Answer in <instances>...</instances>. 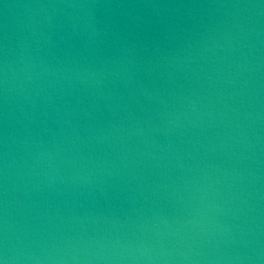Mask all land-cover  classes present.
I'll list each match as a JSON object with an SVG mask.
<instances>
[{"label":"water","instance_id":"water-1","mask_svg":"<svg viewBox=\"0 0 264 264\" xmlns=\"http://www.w3.org/2000/svg\"><path fill=\"white\" fill-rule=\"evenodd\" d=\"M4 264H264V0H0Z\"/></svg>","mask_w":264,"mask_h":264},{"label":"clouds","instance_id":"clouds-1","mask_svg":"<svg viewBox=\"0 0 264 264\" xmlns=\"http://www.w3.org/2000/svg\"><path fill=\"white\" fill-rule=\"evenodd\" d=\"M0 264H4V262L2 260H0Z\"/></svg>","mask_w":264,"mask_h":264}]
</instances>
